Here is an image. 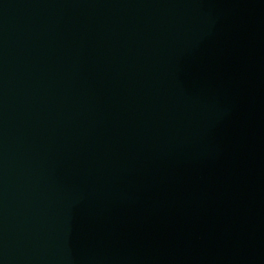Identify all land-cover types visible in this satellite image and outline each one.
Here are the masks:
<instances>
[{
    "label": "water",
    "instance_id": "water-1",
    "mask_svg": "<svg viewBox=\"0 0 264 264\" xmlns=\"http://www.w3.org/2000/svg\"><path fill=\"white\" fill-rule=\"evenodd\" d=\"M0 264H264V0H0Z\"/></svg>",
    "mask_w": 264,
    "mask_h": 264
}]
</instances>
